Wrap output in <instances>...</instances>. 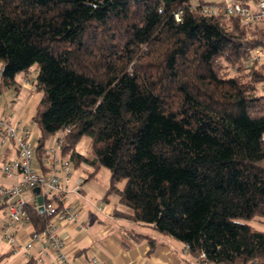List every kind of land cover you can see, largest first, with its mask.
Segmentation results:
<instances>
[{
  "label": "trees",
  "instance_id": "trees-1",
  "mask_svg": "<svg viewBox=\"0 0 264 264\" xmlns=\"http://www.w3.org/2000/svg\"><path fill=\"white\" fill-rule=\"evenodd\" d=\"M209 3L0 0L1 79L37 65L40 162L63 131L62 156L90 177L110 170L106 197L131 210L119 216L197 258L264 264V230L250 223L264 219V62L246 63L264 49V22L206 15ZM29 212L42 230L46 216ZM134 237L154 251L155 238Z\"/></svg>",
  "mask_w": 264,
  "mask_h": 264
},
{
  "label": "crops",
  "instance_id": "crops-1",
  "mask_svg": "<svg viewBox=\"0 0 264 264\" xmlns=\"http://www.w3.org/2000/svg\"><path fill=\"white\" fill-rule=\"evenodd\" d=\"M4 85L7 84L1 81L0 107ZM7 86L13 89L12 95H15L14 98L17 100H11L4 107L2 115H12L13 119L18 118L25 124H31L38 136L32 115L40 93L35 89L33 81L24 78L21 81L16 80V84L12 86ZM24 91L25 96L21 97ZM10 156L15 157L14 154L11 155L10 149L5 150L3 159L7 160ZM90 169L93 170L91 166ZM80 177L81 174L77 175L75 180ZM90 178V174L84 178L86 185L83 184L80 192L71 190L67 194L66 205L71 206L72 211L78 213V222L51 218L66 241V254L70 264H198L197 257L187 250V245L183 242L161 234L149 225L119 216V212L130 213V208L121 203L120 198L115 194L106 197L109 188L107 182L102 184L101 191L97 193L95 184L89 182ZM18 180V177L9 178L0 172V184L11 185ZM39 196H41L40 187L33 188L26 194L30 205L38 203ZM100 207L102 210L99 209ZM0 208L3 206L0 205ZM79 223L86 225V229H82ZM4 227L5 225L0 226V236L6 240L3 235ZM34 230L36 229L33 221L21 225L16 233L17 242L24 243ZM138 233L156 239L154 251H150L151 243L148 240L134 237V234ZM9 248L0 242V264H26L32 258L38 264H59L56 251L47 242L35 244L32 258L27 255L25 249ZM38 257H41L42 261H38Z\"/></svg>",
  "mask_w": 264,
  "mask_h": 264
},
{
  "label": "built area",
  "instance_id": "built-area-1",
  "mask_svg": "<svg viewBox=\"0 0 264 264\" xmlns=\"http://www.w3.org/2000/svg\"><path fill=\"white\" fill-rule=\"evenodd\" d=\"M202 11L206 15L237 16L246 24L264 22V0L254 2L221 0L204 5ZM180 14L181 12L176 14L177 19H180ZM256 62H264V49L256 48L246 61L248 65ZM63 136V131L53 136L47 146L46 156L40 162L35 151L38 136L31 124H25L18 118L13 119L12 115H0V172L6 177L19 179L11 185L0 184V205L5 208L8 215L3 235L12 247L25 249L27 255L32 258L35 244L47 242L56 251L59 264H70L66 254V241L51 218L78 222V213L66 205L67 194L71 190L80 192L85 179L80 177L74 186H71L73 162L60 153ZM7 149H10L11 155L14 154L15 157L10 156L4 160L3 155ZM36 187L41 188L43 214L47 220L42 230H34L24 243L19 244L17 231L21 225L32 222L29 208L39 210L40 207L38 203L30 205L26 198L27 192ZM99 209L102 210V207ZM79 225L86 229V225L82 223ZM38 261H42V258L38 257ZM197 261L198 264H225L211 262L204 252L199 253Z\"/></svg>",
  "mask_w": 264,
  "mask_h": 264
},
{
  "label": "rangeland",
  "instance_id": "rangeland-1",
  "mask_svg": "<svg viewBox=\"0 0 264 264\" xmlns=\"http://www.w3.org/2000/svg\"><path fill=\"white\" fill-rule=\"evenodd\" d=\"M212 2H220L221 0H209ZM29 72V73H28ZM28 72H20L17 76H16V80L21 81L24 78H29L32 81L35 79L36 74H37V65H33L30 70ZM27 73L29 75H27ZM261 89H263V86L260 87ZM12 88H9L7 85H4L3 87V92H2V100H1V107H0V115H2V111L4 109V107L10 103L11 100H17V98L15 95H12ZM25 96V91L21 94V97ZM22 99V98H21ZM50 144V142H49ZM77 150L83 154L88 153V151L90 150V138L88 136H83L82 139L80 140L78 146H77ZM90 172H92V169H90V166L87 164H81L80 166L76 167L74 165V163L72 164V178H71V186H73L74 181H76V177L77 175H82L83 178H87L88 175L90 174ZM95 177H91L89 182L91 184H95V191L97 193H99V191H101L102 188V184H104L105 182L109 183V179H110V170L107 167H102L99 172H97L95 175ZM88 182V183H89ZM86 185V184H84ZM102 199V198H100ZM8 222V215L6 214L5 208H0V226H4L6 225ZM250 223L256 227L257 229L260 230H264V219H260L258 220L257 218L250 221ZM0 242H2L3 244L7 245V247H10L9 249L12 248L11 244L7 241L4 240L1 236H0Z\"/></svg>",
  "mask_w": 264,
  "mask_h": 264
},
{
  "label": "water",
  "instance_id": "water-1",
  "mask_svg": "<svg viewBox=\"0 0 264 264\" xmlns=\"http://www.w3.org/2000/svg\"><path fill=\"white\" fill-rule=\"evenodd\" d=\"M42 203H43V198H42V196H39V197H38V204L40 205V207H39V211H40L41 213H43V206H42Z\"/></svg>",
  "mask_w": 264,
  "mask_h": 264
}]
</instances>
